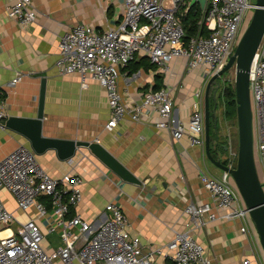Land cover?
Here are the masks:
<instances>
[{
	"label": "built area",
	"instance_id": "1",
	"mask_svg": "<svg viewBox=\"0 0 264 264\" xmlns=\"http://www.w3.org/2000/svg\"><path fill=\"white\" fill-rule=\"evenodd\" d=\"M190 1L123 0L122 20L116 27L96 31L93 26L77 24L61 37L54 64L58 75H77L83 88L89 80L103 88L110 110L108 129H114L125 119L140 122L154 115L153 127L166 131L177 141L185 136L190 146L204 150L202 92L191 105L188 122L175 125L174 101L168 87L148 91L135 103L124 102L118 91L119 69L127 66L137 52L144 53L149 62L165 74L172 61L184 59L186 71L202 68L205 85L224 67L234 54L240 30L249 11H254L255 3L251 0H205L200 7L196 32L188 35L180 22L179 11L187 14ZM5 13L23 28L36 19L32 0H16ZM139 75V72L129 75L126 83L130 84ZM20 80L21 73H17L8 85L14 87ZM249 88L254 159L264 175V34L249 71ZM6 119L0 103V122ZM226 146L229 156L225 166L234 169L237 148L233 147L230 137ZM67 163L72 167L78 164L72 158ZM229 177L228 172L221 171L217 177L206 168L199 169L202 187L224 212L222 218L238 220L240 233L251 245L252 256L242 259L241 264H261L264 254L249 210L236 186L229 183ZM82 185V177L73 171L60 178L50 176L28 147H18L5 156L0 161V191L12 196L17 210L27 213L34 208L46 227L43 231L33 217L19 223L0 199V264H54L57 259L61 264H155L158 258L173 264H212L192 235L210 211L208 204L187 205L184 213L189 220L185 229L174 231L163 247L144 249L140 241L130 235L128 222L114 202L105 206L108 216L97 228L77 212L69 217L82 199ZM262 185L264 189V182ZM40 197L48 199L50 210ZM209 217L212 219L213 215ZM57 230L61 245L44 247L45 238Z\"/></svg>",
	"mask_w": 264,
	"mask_h": 264
},
{
	"label": "crops",
	"instance_id": "2",
	"mask_svg": "<svg viewBox=\"0 0 264 264\" xmlns=\"http://www.w3.org/2000/svg\"><path fill=\"white\" fill-rule=\"evenodd\" d=\"M15 1L0 0V103L7 117L35 118L41 82L45 81L42 136L97 142L141 183L120 180L85 149L72 158L78 163L73 167L58 160L51 150L36 156L39 165L54 178L72 171L82 177V199L73 214L77 212L97 228L108 216L105 206L114 202L128 222L130 235L145 249L163 247L174 231L185 229L189 220L184 213L187 205L208 204L210 211L192 231L193 238L203 247L204 256L212 264H241L242 259L250 258L251 245L240 233L239 221L223 219L224 212L202 187L199 169L206 168L217 177L221 175L211 171L204 150L190 146L185 136L177 141L166 131L153 127L154 115L140 122L125 119L114 129H108L110 110L103 88L90 80L83 88L77 75L59 76L55 69L61 37L77 24L93 26L96 31L116 27L122 20L123 0H32L36 19L24 28L6 16V8ZM194 5L200 13L199 4ZM133 60L134 65L119 69L118 91L122 100L139 102L158 83L161 89H170L175 125L187 123L191 105L204 92L202 71L197 68L188 72L184 59H177L169 64V72L165 74L141 52ZM137 72L139 77L127 84L125 79ZM17 73H21V80L10 87L8 83ZM214 122L219 124L217 118ZM3 124L1 121L0 161L18 147H28L22 137L5 129ZM221 132L218 128L212 149L216 159L227 164V140L222 143ZM232 143L237 148V139ZM0 199L19 223L33 217L45 231L46 222L37 217L34 208L27 213L17 210L12 196L5 191H0ZM155 264L173 263L158 258Z\"/></svg>",
	"mask_w": 264,
	"mask_h": 264
},
{
	"label": "water",
	"instance_id": "3",
	"mask_svg": "<svg viewBox=\"0 0 264 264\" xmlns=\"http://www.w3.org/2000/svg\"><path fill=\"white\" fill-rule=\"evenodd\" d=\"M191 5L199 4L202 8L205 0H191ZM264 34V0H255V9L250 22L241 36L234 54L227 60L224 67L214 74L206 83L203 92L204 116V151L207 160L220 171L228 172L243 202L249 210V217L258 236L260 247L264 254V189L260 182L254 159V129L253 113L249 88V71L256 50ZM234 68V90L236 102L237 123V156L234 169H228L219 159H214L210 153V115L216 121L214 113L209 108L211 87L225 72ZM45 81L41 82L38 98V108L35 118L7 117L3 127L22 137L35 156L54 151L60 161H68L77 151L85 149L111 173L120 180L140 185L141 183L123 167L99 143L66 141L45 138L42 136L43 104ZM215 102V93L211 94ZM215 128V123L213 125Z\"/></svg>",
	"mask_w": 264,
	"mask_h": 264
},
{
	"label": "rangeland",
	"instance_id": "4",
	"mask_svg": "<svg viewBox=\"0 0 264 264\" xmlns=\"http://www.w3.org/2000/svg\"><path fill=\"white\" fill-rule=\"evenodd\" d=\"M252 3H255V0H251ZM253 11H249V13L246 16L245 22L240 30L239 33V38H238V42L241 38V36L243 35L245 29L247 28L250 19L252 17ZM237 42V44H238ZM202 71V68H199ZM217 81L219 82V86H220V90L217 93V108L215 110V116L219 121L218 124V128L222 131L221 132V141L224 144V142L230 137L232 139L233 142H236L237 139V123L236 120H230L227 121L225 119V114H224V105L222 104V102L220 101V97L222 95V92L225 91L228 88H231L234 86V68H232L231 70L225 72L222 76H220ZM235 139V140H234ZM256 162V167H257V173L259 176V179L261 180V182H264V175L261 169V166L259 165L258 161ZM209 168L211 169V171H213L214 173H216V175H219L221 173L220 170H218L217 168L213 167L209 162H208ZM229 183L231 185H234V182L231 178V176L229 177ZM46 244H50L51 247L53 248H57L58 246L61 245V240L59 238V234H58V230L50 235H48L44 242H43V246L47 248V246H45ZM54 264H61L60 261L57 259L54 261Z\"/></svg>",
	"mask_w": 264,
	"mask_h": 264
},
{
	"label": "trees",
	"instance_id": "5",
	"mask_svg": "<svg viewBox=\"0 0 264 264\" xmlns=\"http://www.w3.org/2000/svg\"><path fill=\"white\" fill-rule=\"evenodd\" d=\"M199 16H200V13L196 9L195 5L190 6V10L187 14L181 13L179 15L180 22L184 26V28L187 30L188 35H193L196 32V23L199 19ZM130 64L134 65V60L128 63V65H130ZM156 78H158V77H156ZM161 88H162L161 85L157 83L153 87V90L159 91V90H161ZM220 101L224 105V114H225L224 117H225V119L227 121L236 120V102H235L234 86L231 88H228L222 92V95L220 97ZM215 102L217 103V100ZM214 123L215 122H214L213 118L211 117V119H210V153H211V156L214 159H216L217 157H216V154L213 151L212 147H213V142L216 141V139H217L218 123L217 122L215 123V128L213 127ZM224 144H226V141L224 142ZM222 163L226 164L225 162H222ZM39 200L44 202L46 204L47 209L50 210V203L46 197H40ZM72 215H73V211L71 210L70 216H72Z\"/></svg>",
	"mask_w": 264,
	"mask_h": 264
},
{
	"label": "flooded vegetation",
	"instance_id": "6",
	"mask_svg": "<svg viewBox=\"0 0 264 264\" xmlns=\"http://www.w3.org/2000/svg\"><path fill=\"white\" fill-rule=\"evenodd\" d=\"M219 90H220L219 82L215 81L211 87V94L215 93V101H216L217 93ZM211 94L209 96V108H210L211 113L213 112L215 115V110L217 108V105H216V102H214L213 97H211L212 96ZM211 115H210V119L212 117Z\"/></svg>",
	"mask_w": 264,
	"mask_h": 264
}]
</instances>
